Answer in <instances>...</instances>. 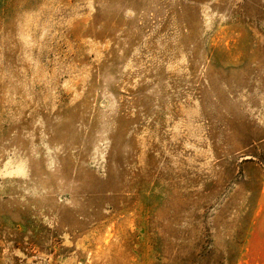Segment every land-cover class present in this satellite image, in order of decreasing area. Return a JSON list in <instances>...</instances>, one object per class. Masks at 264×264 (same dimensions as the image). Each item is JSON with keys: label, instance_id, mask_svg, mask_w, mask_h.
Returning a JSON list of instances; mask_svg holds the SVG:
<instances>
[{"label": "rangeland", "instance_id": "1", "mask_svg": "<svg viewBox=\"0 0 264 264\" xmlns=\"http://www.w3.org/2000/svg\"><path fill=\"white\" fill-rule=\"evenodd\" d=\"M0 264H264V0H0Z\"/></svg>", "mask_w": 264, "mask_h": 264}]
</instances>
